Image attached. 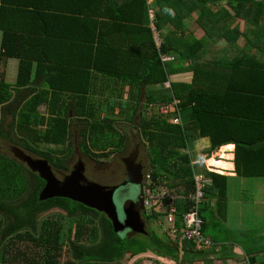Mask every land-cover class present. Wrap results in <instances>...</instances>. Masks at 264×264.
<instances>
[{
  "label": "trees",
  "instance_id": "obj_1",
  "mask_svg": "<svg viewBox=\"0 0 264 264\" xmlns=\"http://www.w3.org/2000/svg\"><path fill=\"white\" fill-rule=\"evenodd\" d=\"M149 1H113L110 25L106 30L97 25L100 33H93L118 37L140 34L145 40L141 44L146 42L141 69H106L100 67L107 63L105 55L93 53L91 70L85 72L91 85L85 89L56 82L59 73L54 68L46 70L48 85L32 87L30 84L44 73L45 55L12 53L7 40L0 63L14 56L20 59V67L17 82L10 84L4 81L0 65V145H15L35 159L47 160L56 176L67 174L75 155L73 137L79 139L77 145L84 157H109L127 148L130 133L119 126L126 118L148 145L149 172L155 186L183 189L177 201V226L181 228L192 203L190 196L197 191L195 175L202 174L190 151L191 134L185 123L174 124L161 114L149 118L145 111L179 101L172 115L180 111L181 116L190 112L196 117L201 136L211 142L210 154L235 144L238 172L249 178L264 177V171L259 172L263 165L259 169L251 160V154L264 158V0ZM6 2L0 0L1 5ZM19 9L26 17L33 15L27 5ZM196 12L195 25H188L187 20ZM154 26L164 37L161 48L154 39ZM198 32L205 36L196 38ZM229 48L239 53L230 55ZM164 54L175 55L177 60L164 63ZM34 61L38 71L33 78ZM189 72L193 73L192 82L174 80ZM99 81H124L131 88L130 94L137 92V100L105 104L97 99ZM168 82L171 88L166 87ZM144 91L146 101L142 100ZM70 96L73 103H63ZM43 106L46 113L39 111ZM117 108L122 109L118 115L101 117ZM70 111L75 112L74 119L69 117ZM74 124L77 133L72 129ZM1 151L0 264H126L123 261L128 255L133 258L151 253L185 264L194 263L199 258L196 256L205 253L196 252L195 245L187 241L182 259L180 248L164 240L168 235L165 229L162 234L131 229L116 232L107 215L82 203L62 197L41 200L46 182L27 163ZM204 173L213 182L205 187L201 213L207 234L208 214L228 215L230 178L208 169ZM161 215L154 210L146 213V220L157 222ZM65 251L68 260L63 262Z\"/></svg>",
  "mask_w": 264,
  "mask_h": 264
},
{
  "label": "crops",
  "instance_id": "obj_2",
  "mask_svg": "<svg viewBox=\"0 0 264 264\" xmlns=\"http://www.w3.org/2000/svg\"><path fill=\"white\" fill-rule=\"evenodd\" d=\"M113 1L115 0H7L5 6L0 4V54L4 52V44L7 40V45L12 53L33 55L34 57L40 53L44 54V70H42L44 73L39 75L36 82L30 84L34 88L48 85L46 77H48L49 72L46 70L54 68L59 73V77L55 75L56 82L73 86L81 85L82 89H85L91 85L88 82V77L85 79V72L91 70L89 59L93 53L101 56L105 55L107 63L102 64L100 67L112 70H140L142 66L140 56L146 49V42L141 44V41L145 40L141 39L140 34L122 37L113 34H108V36L93 34L100 33L99 30H96L97 25H100L104 30L110 25L112 21L110 15L114 13ZM154 2L155 0L149 1L150 4ZM26 5L28 10L33 13L30 17H26L20 12L19 8ZM195 15L188 19L191 26L195 25L194 21L198 13L196 12ZM153 35L156 41L155 30ZM194 35L198 39L205 36L203 32ZM148 42L150 43V41ZM241 45H245V42L241 41ZM228 53L235 56L239 52L229 48ZM255 53L262 55L258 50H255ZM189 64L190 62L187 63V66ZM19 67V58L13 56L5 59L1 65L4 81L10 84L17 82ZM31 71L32 77H36L38 63L35 61ZM74 77L75 79H73ZM190 77L193 78L191 72L180 75V78L183 79H176L185 81L186 78ZM111 88L113 89L110 91ZM130 89V86L126 85L124 81H99L97 99L104 100L105 104L135 102L137 92L133 91L130 94ZM64 93L65 91L61 93L60 98ZM142 100L146 101L145 91ZM62 101L63 103H73L71 96ZM41 108L45 109L44 106ZM119 113L120 108L110 109L108 112L102 113L101 117L115 116ZM74 114L75 112L70 111L69 117L74 119ZM124 116L127 115L124 113ZM121 121L119 126H122ZM182 121L186 124L191 139L197 143L194 150L190 147V151L191 153L193 151L199 152L196 154V158L193 157L192 153L194 164L200 168L199 171L205 175L204 172L208 168L210 172L230 178L227 217H210V214L207 217L210 226L206 235L216 242L215 247L203 255L196 256L199 258L194 263L185 264H264V222L262 220L252 222V220L258 218H264V177L249 178L238 172L237 145L235 144L223 146L219 149L220 151H216L218 154L216 152L210 154L211 142L208 138L201 136L198 123L193 114L185 112L182 115ZM75 125L72 129L77 133V129L74 128ZM131 128L133 131L136 130L132 126ZM126 130L129 131L127 128ZM243 133L246 137V132ZM133 135L130 133L131 139L134 138ZM137 137L140 138L138 133ZM220 138L226 137L221 136ZM202 142H206L208 145H202ZM229 147H233L234 150L223 151ZM220 154L231 157L226 163L234 166L232 170L218 171L217 168L202 165V162L205 165V162L207 164L214 158V155L219 156ZM256 158V155L251 154V160L257 162L256 166L259 169L263 165L259 171L263 172L264 158L262 156ZM218 159L223 160L220 157ZM212 183V180H209L208 184L211 185ZM174 190H176L177 195L181 196L179 192L183 189L180 186H176ZM251 193L253 195L248 198L247 194ZM251 200H253V203L250 202ZM235 208L240 209L239 213L235 214ZM208 210L209 208L206 209V212ZM164 240L168 244L175 245L178 248L181 247L179 241L172 240L168 235L164 237ZM183 243L186 251L187 242ZM185 251L182 253L181 248L179 249L182 259L185 258ZM152 259L155 258L152 257ZM159 259H165L168 264L175 262L168 261L169 258L166 257H159Z\"/></svg>",
  "mask_w": 264,
  "mask_h": 264
},
{
  "label": "water",
  "instance_id": "obj_3",
  "mask_svg": "<svg viewBox=\"0 0 264 264\" xmlns=\"http://www.w3.org/2000/svg\"><path fill=\"white\" fill-rule=\"evenodd\" d=\"M17 157L27 163L46 182L40 195L41 200L55 197L68 198L107 215L113 221L116 232L131 229L136 233L148 234L143 213L138 206H135V202L129 201L124 209L126 220L125 222L122 221L115 200V193L119 188L110 189L97 182L90 181L85 175L86 168L82 160L78 162L75 169L68 176L59 179L47 160L35 159L27 155L23 157L21 154H18ZM144 170L145 166L143 164L133 165V168L130 169V175H132L130 184L140 187L141 191L145 180ZM139 201L144 209L142 200L139 199Z\"/></svg>",
  "mask_w": 264,
  "mask_h": 264
},
{
  "label": "rangeland",
  "instance_id": "obj_4",
  "mask_svg": "<svg viewBox=\"0 0 264 264\" xmlns=\"http://www.w3.org/2000/svg\"><path fill=\"white\" fill-rule=\"evenodd\" d=\"M227 8L233 10L231 7L228 6V4H224ZM174 14V13H173ZM189 22V20H188ZM195 22V21H194ZM188 25H191V23L189 22ZM154 30L156 33H159L157 28L154 26ZM164 41V37L161 38V42ZM157 42V41H156ZM188 75V74H187ZM176 78L178 79H183V78H180V76H176ZM174 79L176 82H179L180 80L178 79ZM187 80L185 81H188V82H192L193 81V78L190 77V78H186ZM121 110V108H120ZM40 112L42 113H45V109L41 108L40 109ZM127 116L129 115L128 113H125ZM145 114L146 116H148L149 118L151 117H158L160 115L159 111L155 108H152L149 110L147 109L145 111ZM158 115V116H157ZM196 119V117H195ZM126 118H124V120L121 121V124L122 126H120V129L123 131L124 129H128V133H132L134 134L133 135V139H131L130 137V140H129V143L127 145V148L123 151L121 150H117L116 152L114 153H111V155L109 156L108 158V162L110 164V167L105 169V170H100L99 172H92L91 173V178L93 180H95L96 182L100 183V184H117V183H112L111 181L114 179L112 176L115 175L112 174V172H116L118 173V175H120L119 177H117V179H120L124 176H126L125 174V167H124V164L122 162V159L123 158H126L129 156V154L132 152L133 148L138 144V146L140 147V158L142 160V163L145 164V172L146 173H149V163H150V160H149V155H148V145L145 143V141L143 140V138H138L137 137V131L136 130H132L131 126L128 127V125H130L129 121H125ZM74 128H76V125L74 126ZM72 141L74 142L73 144V147L75 148V155L73 156V158L69 161V165L70 167H73L76 162H77V155L79 154H82L78 148V141L79 139L78 138H72ZM202 145H208V143L206 142H202ZM10 145H7V144H2L0 145L1 149L0 151L2 153H5L9 158L11 159H17V157L15 156V154L12 152V150L10 149L9 147ZM15 146V145H13ZM197 146V143H195L193 140L190 141L189 143V147L192 148V150H194V148ZM8 147V148H7ZM7 148V149H6ZM220 151V150H219ZM218 151V152H219ZM193 157L196 158V154H198L199 152H195L193 151ZM216 154H218L216 152ZM215 156V155H214ZM85 158V161L87 162V164L89 165L90 168H92L95 164L94 163H91L89 158L87 157H84ZM103 161V160H101ZM111 162V163H110ZM112 164V165H111ZM209 166L208 163L206 164L205 162V167ZM210 168H214V167H210ZM208 169V168H207ZM148 170V171H147ZM157 190H156V195L158 196H163L165 193H169L171 195H175V192L176 190L174 189H171L169 186H157ZM253 194H247V197H251ZM119 196V200L117 202V198H115L116 200V204L118 205V208H119V211H120V216H121V219L124 218V211H123V207L126 203V201L128 200H131V201H139V198L141 196V189L140 187H137V186H134V185H131L129 186L127 189H126V192L125 194L123 192L119 193L118 194ZM251 203H253V200L250 201ZM240 209L239 208H235V214L239 213ZM163 218V217H162ZM160 219L158 220L157 222L156 221H153V222H147V228L150 232H157L158 234H162L161 232H163V229H164V225H163V219ZM264 218H258L256 220H252L253 223L257 222V221H260L263 220ZM183 222V220H182ZM264 226V225H263ZM165 229H167V225H165ZM169 235V234H168ZM169 238H171L172 240H177L181 243V252L183 253V251H185V244L183 243L184 240L180 239V238H175V237H171L169 235ZM64 256L62 257V261L63 262H66L68 260V256L66 255V251L63 253ZM152 257H154L155 259H152ZM160 256L154 254V253H151V254H148L146 256H140V257H131L130 255H128L126 257V259L123 261V262H126V264H168L166 263L165 259H159ZM168 261H171L169 259H167ZM172 264H177L175 262H173Z\"/></svg>",
  "mask_w": 264,
  "mask_h": 264
},
{
  "label": "built area",
  "instance_id": "obj_5",
  "mask_svg": "<svg viewBox=\"0 0 264 264\" xmlns=\"http://www.w3.org/2000/svg\"><path fill=\"white\" fill-rule=\"evenodd\" d=\"M154 13L152 12V17L154 18ZM162 35L156 33V41L159 48L162 47L163 42H161ZM177 57L175 55L164 54L162 55V61L173 62L176 61ZM167 88H171V83L166 84ZM175 107H179V101H175L172 104H162L159 105L158 111L161 115L168 118L172 123L182 125V116L180 111L178 115H172ZM196 188L197 191L192 196L194 204L191 206L189 212L183 217V226L179 228L177 226V215H178V206H177V196H173L168 192L163 196L156 195V187L154 186V180L151 174L146 178V184L144 188L143 198L145 206L148 208L149 213L151 214L154 210L157 214H162L161 217L164 225L165 231L175 238H180L184 242H192L195 244L196 250L206 251L211 249L214 246V241L209 239L203 233V219L201 216L202 205L205 200V187L209 181L202 174L195 175Z\"/></svg>",
  "mask_w": 264,
  "mask_h": 264
},
{
  "label": "flooded vegetation",
  "instance_id": "obj_6",
  "mask_svg": "<svg viewBox=\"0 0 264 264\" xmlns=\"http://www.w3.org/2000/svg\"><path fill=\"white\" fill-rule=\"evenodd\" d=\"M9 147H10V149L12 150V152L15 154L16 157H17L18 154H21L23 157H24L25 155H27V156H31V155H29V154L27 153V151H25V150L22 149V148H19V147L13 146V145H12V146H9ZM7 148H8V147H7ZM7 148H6V149H7ZM16 154H17V155H16ZM31 157H32V156H31ZM32 158H34V157H32ZM108 158H109V157L102 158L101 160H103V161H101V160H91V159H89L91 163H94V164H95L92 168H90L89 165L87 164V162L85 161V158L83 157V155L79 154V155H77V162H76V164H75L73 167H71L70 172L67 173V174H60V175H57V178H59V179H63L65 176H68V175H69V174L75 169V167H76V165L78 164V162H79L80 160H82V161L85 163V168H86L85 175H86V177H87L90 181H94V182H96L95 180H93V179L91 178V173H92V172H95V171H96V172H99L101 169H102V170H105V169L109 168V167H110V164H109V162H108ZM17 159L21 160L20 158H17ZM37 159H38V158H37ZM21 161H22V160H21ZM122 162H123L124 167H125V174H126V176H124V177H122V178H120V179H117V177H119L120 175H118V173H116V172H112V174L115 173V175L112 176L114 179H113L111 182H112V183H117V184H105V185H104V184H100V183H99L100 185L106 186V187H108V188H110V189L119 188V190L116 191V193H115V198H117V202H118V200L120 199L119 196H118V194L121 193V192H123V193L125 194L126 189H127L129 186L132 185V184H130V182H132V180H131L132 175H130V169L133 168V165H134V166H137V165H139V164H143V163H142V160H141V158H140V147L138 146V144L133 148L132 152L129 154L128 157L122 159ZM110 163H111V162H110ZM111 165H112V164H111ZM143 165L145 166V164H143ZM145 169H146V168H145ZM144 172H145V170H144ZM145 173H146V172H145ZM134 174H135V173H134ZM97 183H98V182H97ZM120 188H121V189H120ZM129 201H130V200L126 201V203H125V205H124V207H123V211H124V209L127 207V205L129 204ZM135 206H138V207H139V209H140L141 212L143 213V218H144V220L146 221V216H145L146 212L144 211V209H143V207L141 206L140 202L137 203V201H135ZM125 217H126V216H125V214H124V218H122V221H124V222H125V220H126ZM146 225H147V222H146Z\"/></svg>",
  "mask_w": 264,
  "mask_h": 264
},
{
  "label": "clouds",
  "instance_id": "obj_7",
  "mask_svg": "<svg viewBox=\"0 0 264 264\" xmlns=\"http://www.w3.org/2000/svg\"><path fill=\"white\" fill-rule=\"evenodd\" d=\"M153 106H155L154 104H153ZM153 108V107H152ZM151 108V109H152ZM155 109H157L158 110V108H155ZM82 155V154H81ZM84 157V156H83ZM99 160H101V159H99ZM148 171V170H147ZM144 174H145V180H144V184H143V189H142V191H141V196H140V198L139 199H141L142 200V203H143V206H144V211L147 213V214H149L150 215V213H149V210H148V208L145 206V202H144V198H143V193H144V188H145V182H146V178H147V176L149 175V174H151L150 172L149 173H145L144 172ZM152 175V174H151ZM152 177H153V175H152ZM154 186H155V182H154ZM156 188L155 189H157L158 187H157V185L155 186ZM194 195V193L190 196V199H191V201H192V203H191V206L194 204V201L192 200V196ZM174 196H177L178 197V199H177V201L178 200H180L182 197L181 196H179V195H177L176 193H175V195ZM131 201V200H130ZM133 202H135V201H133ZM140 201H137V203H139ZM141 204V203H140ZM204 204L205 203H203V205H202V209H201V213H202V210H203V208H204ZM190 206V208H192ZM190 208H189V210H190ZM189 212V211H188ZM187 212V213H188ZM145 216H146V214H145ZM185 216V215H184ZM183 216V217H184ZM202 216V215H201ZM162 217H160V219H161ZM203 219V218H202ZM147 221V220H146ZM203 222H204V219H203ZM203 233L206 235V232H204V223H203ZM207 236V235H206ZM208 237V236H207ZM209 239H211V240H213L212 238H210V237H208ZM214 241V240H213ZM192 243V242H191ZM214 246L212 247V248H214L215 247V245H216V242L214 241ZM192 244H194V243H192ZM195 245V244H194ZM211 248V249H212ZM211 249H209V250H211ZM195 250H196V247H195ZM209 250H206V251H198V250H196L197 252H207V251H209Z\"/></svg>",
  "mask_w": 264,
  "mask_h": 264
},
{
  "label": "bare ground",
  "instance_id": "obj_8",
  "mask_svg": "<svg viewBox=\"0 0 264 264\" xmlns=\"http://www.w3.org/2000/svg\"><path fill=\"white\" fill-rule=\"evenodd\" d=\"M225 149L229 151V150H232L233 147H229V148H225ZM219 157L222 158L223 160L218 159ZM230 159H231V157H227L225 154H220L219 156H214V158H212L208 164L210 167L217 168L218 171L219 170H224V171L225 170H232L234 168V166L226 163V161L230 160Z\"/></svg>",
  "mask_w": 264,
  "mask_h": 264
}]
</instances>
